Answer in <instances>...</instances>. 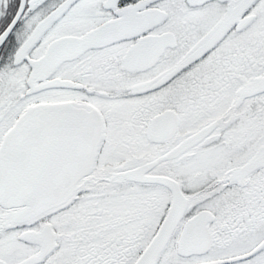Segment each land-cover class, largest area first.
I'll use <instances>...</instances> for the list:
<instances>
[{
  "label": "snow or ice",
  "instance_id": "obj_1",
  "mask_svg": "<svg viewBox=\"0 0 264 264\" xmlns=\"http://www.w3.org/2000/svg\"><path fill=\"white\" fill-rule=\"evenodd\" d=\"M0 264H264V0H0Z\"/></svg>",
  "mask_w": 264,
  "mask_h": 264
}]
</instances>
